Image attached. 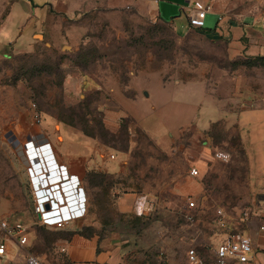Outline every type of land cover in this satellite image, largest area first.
Instances as JSON below:
<instances>
[{
    "label": "rangeland",
    "instance_id": "1",
    "mask_svg": "<svg viewBox=\"0 0 264 264\" xmlns=\"http://www.w3.org/2000/svg\"><path fill=\"white\" fill-rule=\"evenodd\" d=\"M194 1L234 20L262 16L264 12V0H188ZM13 2L16 0H0V26L16 30L17 37L19 28L26 26L27 30L38 24L35 16L45 15L46 4L50 3L59 13L53 20L54 35L48 41L35 31L31 39L22 37L21 52L0 41V218L34 222L24 177L20 144L23 134L19 129L23 124L38 125L33 120L34 112L40 115V123L51 121L50 133L58 142L60 126L66 124L73 125L68 126L73 130L95 135L100 144H106L108 155H115L119 164L123 162L124 169L118 176L103 179L86 176L80 184L83 203L75 225L60 232L33 225L30 253L43 258L46 264H70L58 245L77 236L95 241L97 253L118 249L122 264H188L187 250L195 248L206 256L221 240L222 232L214 223L217 207L233 216L235 211L248 213V219L233 232L247 235L264 226V200L248 184L249 162L238 125L219 122L202 134L191 129L182 142L166 148L159 147L139 128L129 126L127 135L124 122L112 133L100 127L107 109L105 83L117 75L125 77L126 72H158L165 79L203 81L224 105H234L238 96L240 104L246 105L252 93L249 86L254 83L248 69L240 65L243 60H232L224 44L195 29L175 36L170 25L144 15L146 7L140 3L128 1L123 10L115 11L106 0H19L12 7ZM180 5L167 6V19L175 17L176 31L182 34L188 22L187 11L180 13ZM73 10L77 12L74 14ZM81 10V14H86L80 18ZM187 10L190 12L192 7L189 5ZM22 13L27 17L19 15ZM76 20L89 26L87 40L81 44L80 40H67L62 43L63 50L58 46L51 48L49 42H56L62 26H77ZM156 78L153 75L150 83ZM91 83H98L101 89H94ZM185 97L184 92H170L163 100ZM135 110L139 115L145 111L138 107ZM263 137L264 127L259 133V138ZM203 149L207 154H203ZM216 150L226 152L229 162L211 160L209 155ZM257 162L256 169L264 172V157ZM191 167L197 168L198 177L189 176ZM198 188L204 192L203 198L191 195ZM140 196L157 200V207L149 216L133 213V204ZM188 199L197 207L192 223L182 217ZM124 200H130L128 209L122 208ZM254 255L253 252L250 256L252 260Z\"/></svg>",
    "mask_w": 264,
    "mask_h": 264
},
{
    "label": "crops",
    "instance_id": "2",
    "mask_svg": "<svg viewBox=\"0 0 264 264\" xmlns=\"http://www.w3.org/2000/svg\"><path fill=\"white\" fill-rule=\"evenodd\" d=\"M100 1L95 0V3ZM117 1L119 2L113 3V0H106V3L110 9L115 11L123 10L127 6L126 3L128 1L143 4L146 7L144 15L170 25L177 37L184 36L191 29H194L187 26L184 33L180 34L174 26L173 19L175 17L172 16L170 17L171 19H167L170 16L167 10L168 5H178L180 3L181 7H178L180 13L181 11L186 12L188 11V6L193 3H189L188 0H115L114 2ZM17 3H19V0H16L12 7ZM45 7L46 11L43 17L35 16L34 22L38 24L29 26L27 30L25 29L26 26L19 28L18 37L15 34L16 30L0 26V41L5 46L11 45L12 49L18 52L22 51L20 49L22 37L28 36L31 39L35 31L40 34L44 41H48L49 37L54 35L53 20L55 14H58L59 11L52 9L50 3L46 4ZM30 10L32 11L31 8ZM91 11L93 12V10ZM76 12V10H73L74 14ZM79 12L81 14L83 11ZM85 14H81L80 18ZM19 15L27 17L26 13ZM63 15L68 17L64 13ZM262 17H264V12L262 16H249L241 20H234L223 17L219 12L212 10L205 16L204 26L195 30L208 36L212 41L224 44L229 52V57L234 61L255 59L264 57V26L261 24ZM28 19H31V16ZM74 22L77 23V26H67L65 29L62 26L60 33L57 35L58 37L55 36L56 42H49L51 48L56 49V46H58V49L63 50L65 46L62 43L67 40H80V44L85 39L87 40L86 33L89 30V26L79 22V20ZM22 29H25V31L23 32ZM44 44L45 46L48 45L47 42ZM247 69L254 85L253 87L249 86L252 93L251 95L249 94V101L246 105L244 103L240 104V96L238 95L233 100L235 101L234 105L230 103L224 105L221 97L217 96L215 92H209L207 84L203 81L183 82L169 78L165 79L158 72L145 73L137 71L126 72L125 77L121 75L114 76V80L105 83L104 86L106 93L105 105H107V109L104 112V127L112 133L119 129L122 122L127 123L128 129L131 126L139 128L159 147L166 148L182 142L184 134L191 131V129H195L197 134H202L209 132L212 126L219 122H225L228 125L231 124V126L238 125L240 142L249 162L248 184L255 195L261 196L264 200V172L256 169L257 160L264 157V137L259 138L261 128L264 127L262 125V121H264V66H253ZM153 75H157L158 78L150 83ZM72 77L74 78V76ZM147 83L150 86L149 88L146 85ZM92 87L96 90L101 89L98 83H93ZM170 92H184L187 97L184 100L175 98L163 100V97ZM131 106L134 108L128 110L127 108H131ZM136 107L144 108V113L139 115L138 112H134ZM50 126L51 121H44L37 126L32 123L23 124L19 129L23 134V138L20 140L23 155L26 142H32L35 147L40 149L39 151H45V148L42 149L41 145L48 146L47 149L53 154L54 162L60 169L59 175L51 174L52 181L70 179L73 183L77 182L80 185L89 172L116 176L123 172V162L119 164L115 155L114 159L111 160L109 158L111 154L108 155L109 153L105 152V145L100 144L95 138L88 137L81 131L73 130L68 126L61 125L58 131L61 141L58 142L51 135ZM247 129H250V131ZM13 138L17 141L15 136ZM214 152L209 155L211 160H215L213 157ZM203 154H207L206 149H203ZM198 165L204 167L203 162H199ZM261 168H264V164ZM24 177L27 181L25 170ZM198 189L191 195L203 198L204 192H202V189ZM26 191L30 199L28 186ZM129 206L130 200H124L122 208L128 209ZM257 206L258 208L256 209L259 210L260 207L259 205ZM221 209L226 213V222L229 230L233 231L232 229H236L240 224L239 217L241 212L235 211L233 216L225 209ZM184 210H186V207ZM262 215L264 216V208L262 209ZM259 228L254 233L247 232V236L252 241L255 254L252 257L253 262L251 264H264V254L255 253L257 251L264 252V233ZM58 248L69 259L70 264H122L118 249L111 252L101 251L97 253L96 242L93 240H84L74 236L70 241H61ZM11 249L13 253L17 252L16 246L12 245ZM39 258L46 264L43 258ZM19 261L21 260L17 258L16 263L20 264Z\"/></svg>",
    "mask_w": 264,
    "mask_h": 264
},
{
    "label": "built area",
    "instance_id": "3",
    "mask_svg": "<svg viewBox=\"0 0 264 264\" xmlns=\"http://www.w3.org/2000/svg\"><path fill=\"white\" fill-rule=\"evenodd\" d=\"M192 10L186 12L188 26L201 29L204 20L211 8L202 2L194 1ZM264 26V17L261 18ZM33 120L40 124L38 112L33 113ZM24 170L27 174L28 188L30 191V204L34 215V222L26 224L19 221H8L0 218V264H17L16 259H21L23 264H44L36 255L29 252L30 229L34 225L42 226L54 231H65L75 225V220L80 216L78 210L83 203L80 185L70 179L52 181L51 174H60V169L54 162L53 154L47 145H41L45 151H39L32 142L24 144ZM214 159L228 163L229 155L223 151H216ZM109 158L112 160L114 156ZM191 177H198V170L190 169ZM186 210L182 217L192 223L195 217L193 212L197 209L194 201L188 199ZM157 200L151 196L137 197L133 204V213L138 217H146L154 212ZM226 213L221 209L215 210V227L222 235L221 240L202 256L195 248H190L185 253L188 264H251L253 244L245 234L229 230L226 222ZM248 219L247 212H241L239 222ZM264 233V226L259 228ZM12 245L16 246V253L12 252ZM63 251V250H62ZM23 256V257H22ZM23 258V259H22ZM148 264V263H145Z\"/></svg>",
    "mask_w": 264,
    "mask_h": 264
},
{
    "label": "trees",
    "instance_id": "4",
    "mask_svg": "<svg viewBox=\"0 0 264 264\" xmlns=\"http://www.w3.org/2000/svg\"><path fill=\"white\" fill-rule=\"evenodd\" d=\"M162 23H164V24H166L165 22H162ZM166 25H168V24H166ZM168 27H170V26H168ZM240 65H242V66H244V67H246V68H248V67H263L264 66V57H259V58H255V59H247V60H243L242 62H240ZM65 124V123H64ZM218 124V123H217ZM217 124H214L213 126H215V125H217ZM66 125H68V126H71V127H74L73 125H69V124H66ZM124 126H125V129H126V131H127V135H128V133H129V129H128V127L125 125V124H123ZM122 125H120V127H121ZM123 126V127H124ZM212 126V127H213ZM100 127H101V130L103 131V129H104V131H108V130H106L105 129V127H104V125L102 124V125H100ZM119 127V128H120ZM81 132L84 134V135H86V136H88V137H91V138H94L95 137V135H91V134H87V133H85L82 129H81ZM111 133V132H110ZM103 145H105L106 146V144H104L103 143ZM86 176H89V177H99V178H101V179H103V178H105V176H108L107 174H103V173H99V172H89L88 174H86ZM57 232H60V231H57ZM76 233H79V232H74L73 234H76ZM67 241V240H66ZM38 257V256H37Z\"/></svg>",
    "mask_w": 264,
    "mask_h": 264
},
{
    "label": "water",
    "instance_id": "5",
    "mask_svg": "<svg viewBox=\"0 0 264 264\" xmlns=\"http://www.w3.org/2000/svg\"><path fill=\"white\" fill-rule=\"evenodd\" d=\"M40 37V36H39Z\"/></svg>",
    "mask_w": 264,
    "mask_h": 264
}]
</instances>
